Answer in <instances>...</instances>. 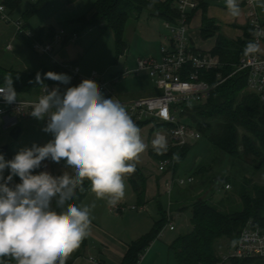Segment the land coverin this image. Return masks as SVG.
<instances>
[{"label":"trees","instance_id":"obj_1","mask_svg":"<svg viewBox=\"0 0 264 264\" xmlns=\"http://www.w3.org/2000/svg\"><path fill=\"white\" fill-rule=\"evenodd\" d=\"M78 0H68L74 3ZM4 5L14 9L20 0H2ZM49 0H40L37 8L47 4ZM177 0H96L91 13L78 20L79 35L81 31L99 29L101 33L112 31L116 39V49L119 56L127 49L124 39V32L128 20L132 14L140 17L144 10H148L151 17L161 18L165 22H175L179 17L176 6ZM205 8V7H204ZM201 35L204 40L216 37V46L212 55L219 57L223 64L221 70L223 76L231 75L240 60L250 49L253 43L255 29L248 24L244 28V38L236 41L229 40L219 34V26L203 11ZM33 11L28 12L29 16ZM194 13L190 15V19ZM261 22V21H260ZM264 28V24L261 23ZM33 37L42 42L44 38H51L55 32L47 35L44 29H31ZM21 41L33 49V38L25 34L18 35ZM77 64V62H71ZM61 74V68L55 65L52 69L43 68L40 71L42 84L36 82V74L4 69L0 67V85L4 83L6 74L13 76V87L18 94H30L35 89L46 85L60 83L46 79L47 72ZM218 71L206 75L205 79L210 83H216ZM248 71L235 74L223 84L217 86L210 98L204 103L190 105L186 109V117L205 137L211 145V150L202 163L195 164L194 182L200 178L197 190H194V198L188 205H183L179 210L191 208L193 216L191 219L192 229L186 234L178 237L171 245L177 264H219L223 261L216 250V244L226 238L235 243L240 234L247 226L259 228L264 233V185L255 183V177L262 175L264 170V107L258 95L248 92ZM188 113V114H187ZM152 120L138 124L141 129L144 125L151 124ZM166 125L157 124L152 133L165 129ZM191 150V146L172 147L167 150L149 149V156L156 161H163L168 158L176 159V165L172 171L175 177L178 167L185 161ZM7 153L0 154L6 159ZM230 163H225V161ZM229 165L230 176H225L226 186L230 185L231 190H226L221 200L214 204L216 194L222 190L221 184L225 178L223 170ZM236 168V173H234ZM234 170V171H233ZM9 170L5 169L4 176L7 177ZM233 176V178H232ZM136 195L138 207L146 205L147 178L143 171L136 167V171L126 175ZM18 183V182H17ZM206 184L214 185L210 200L204 198L203 190ZM235 187V189H234ZM85 191L77 192L76 197L70 201L77 206L90 194V183L85 181ZM172 193V192H171ZM161 220L156 222L152 231L141 239L133 242L126 253L122 264H139L141 257L149 249L151 244L157 240L160 233L168 224L167 212L162 208ZM264 259H231L230 264H248ZM68 258L66 264H73ZM0 264H15L11 257L0 258Z\"/></svg>","mask_w":264,"mask_h":264},{"label":"clouds","instance_id":"obj_2","mask_svg":"<svg viewBox=\"0 0 264 264\" xmlns=\"http://www.w3.org/2000/svg\"><path fill=\"white\" fill-rule=\"evenodd\" d=\"M225 3L232 16L240 14L237 0ZM44 76L63 84L71 80L51 71ZM36 82L43 83L40 73ZM0 98L8 104L17 100L11 73L0 86ZM30 114L47 120L42 131L53 139L43 146L22 148L11 160L0 154V258L11 257L15 264H66L92 226L90 208L70 201L78 191H85L88 181L96 199L115 207L125 196V175L136 171L147 146L127 110L103 96L91 79L68 87L63 94L59 88L47 90ZM153 147L163 148L162 139L154 140ZM45 160L64 161L71 172L34 174ZM5 169L9 170L7 177ZM13 177L20 182L12 184Z\"/></svg>","mask_w":264,"mask_h":264},{"label":"rangeland","instance_id":"obj_3","mask_svg":"<svg viewBox=\"0 0 264 264\" xmlns=\"http://www.w3.org/2000/svg\"><path fill=\"white\" fill-rule=\"evenodd\" d=\"M0 1L2 2V0ZM39 2L40 0H20L14 9L3 4L6 9L5 16L8 18L7 21H4L0 14V67L37 75L43 68L52 69L55 66L52 59L53 57L56 59V62L60 64L63 62H77L84 76H89L92 72H96L107 81H111L114 76L126 70L132 71V74L126 78H122L117 85L114 86L115 93L123 100L150 97L158 94L159 91L148 71H141L140 73L134 72L138 66L137 62L139 60H146L149 58L160 59L162 48L170 47V43L165 40V37L169 36V32L165 28L164 20L151 17L148 10H144L140 17L132 14L124 32V39L128 49L121 56L117 53L114 33L112 31L101 33L99 29L81 31L78 41L62 44L63 46L56 45L51 54L52 56L40 55L21 41V38L18 36V30L15 27L16 23H19L28 32H31V29H44L46 35L49 32L59 33L61 30H65L68 34H71L78 31L80 28L78 20L91 13L96 0H78L74 3H69L68 0H49L47 4L36 10V5L39 4ZM223 6H226V3H223ZM256 10L261 23L264 24V0H260L256 3ZM30 11H33V13L26 17L25 15ZM247 12V8L242 9L239 18L243 17L244 14L247 16ZM214 43L215 39H211L207 42V44ZM9 45H11V49L8 48ZM263 52L264 43H262L260 47V53L262 54ZM247 91L250 92L248 88ZM35 94V92L32 94H18L17 98L29 100L35 98ZM196 104L198 103L192 101L185 104L184 109H187L190 105ZM178 115V119L180 117L181 121L190 124L186 114L180 112V108ZM46 122V119L41 121L36 118L21 120L18 126L22 130V135L17 140L11 137L12 130H5L0 122V149L3 147L9 148L8 156L5 160H11L22 148H30L33 144L43 146L52 140V134L42 131L46 126ZM152 127L151 124H147L141 128V137L147 147L145 151L140 154L136 167L143 169V173L147 178L146 195L149 203L148 211L142 210V212H138L146 214L151 213L154 219L159 222L162 218L161 207L166 212H168L169 209L174 211L175 218L172 221V225L176 230L171 231L169 225L164 228L160 239L153 246L156 247V250L160 251V258H155V261H152L153 263L150 262V264H177L173 252L170 251V245L178 237L186 235L191 231V219L193 216L191 208L182 211L179 209L183 205L190 204L191 200L195 197L193 191L197 190L200 178H197V182L193 183H188V179L193 176L195 172V164L200 165V163L207 158L211 150V145L205 137L193 143L188 156L178 167L176 175L173 177L174 174L168 168L166 171L161 172L159 170L160 162L149 156V149L152 148V141L154 138ZM226 160L225 163L231 164V161L228 162V159ZM225 168L222 175L224 177L230 176L229 165H226ZM234 170V173H236V168H234ZM40 171H48L52 175L58 176L61 175L63 171L71 172V169H66L64 161L57 164L51 160H45L42 162L41 168L36 169L34 174H38ZM262 173V175L254 178L255 183L264 185V170ZM171 177L174 178L173 180L178 184H175L176 187L172 188V193L167 194L166 183L171 182ZM226 177L223 179L220 187L222 190H220L214 198V204H217L226 193L225 181L229 179V177L228 179ZM180 180H186L187 183L185 185H180ZM17 182H20L19 177H13L12 184ZM124 182L126 186L124 198L130 202L131 199L129 198L133 194V191L126 175L124 177ZM226 183L228 182L226 181ZM213 186L210 184L204 186V198L210 200L214 190ZM159 197L161 203L157 201ZM132 201H134V204L128 203L127 207L131 208V206H138L137 199ZM93 203L95 204L94 208L91 207ZM99 204H106L107 212L106 207H102ZM81 206H88L90 208L91 217H95L96 220L99 219L100 214L101 219H104L103 225H105V229L107 228L115 241L123 243L124 245L133 243L132 240L135 239V235L131 234L132 230L130 227L136 224L134 215H137L138 212L126 210L123 215L117 216L116 213L112 212V207L108 205L106 200L96 199L91 191L89 197L83 201V205ZM177 210L181 211L178 217L176 213ZM94 238L93 236L85 238L79 249L72 253L69 258L74 261L73 264H90L87 260L89 258L95 259L98 263L102 259V242H104V244L106 242L110 245L109 239L106 240V238H104L98 240L96 237ZM234 247L235 242L226 238L220 240L216 244V250L221 255L222 259L228 257L233 252ZM147 251L144 253V257L140 264L143 263L144 258L148 255ZM107 264L121 263L115 259L113 262L107 261ZM227 264L230 263L227 262ZM248 264H264V260L254 261Z\"/></svg>","mask_w":264,"mask_h":264},{"label":"built area","instance_id":"obj_4","mask_svg":"<svg viewBox=\"0 0 264 264\" xmlns=\"http://www.w3.org/2000/svg\"><path fill=\"white\" fill-rule=\"evenodd\" d=\"M258 1L260 0H237L240 8L248 9L247 19L249 24L255 29L252 43L254 48L246 51L235 71L227 77L223 76L221 72L223 64L219 57L212 55V53L199 51L191 43L190 12L197 9L198 3L193 0H177L176 6L179 17L173 23L165 22V28L169 32L167 41L170 43V47L162 48L160 59L139 60L134 72L148 71L159 91L158 94L151 97L123 100L115 93L114 86L117 85L119 80L132 74V71L126 70L114 76L111 81H107L96 72H92L89 76H84L78 65L62 63L59 64L61 74L71 77L68 84L60 82L47 85L37 97L29 100L17 98L16 102L12 104H8L0 98V122L2 127L5 130H12L19 125L21 120L33 119L34 117L30 113L34 105L39 102V99L47 94V90L51 91L59 88L61 94H63L68 87L78 86L82 80L91 79L97 82L103 96L111 97L118 101L137 125L149 120L153 121L151 122L152 129L157 124L166 125L165 129L154 132L153 141L161 138L164 144L161 150L191 146L201 140L202 135L194 126L184 123L180 117V120L178 119L179 108L180 112L184 114L186 112V109H184L185 104L192 101L197 103L206 102L217 86L223 84L235 74L248 71V89L251 93L259 96L264 107V55L260 53V47L264 43V28L256 10ZM5 10L3 3L0 1L2 20L7 21L8 17L5 16ZM15 27L18 30V35L25 34L33 38V49L40 55H51L56 45L74 43L80 39V35L76 32L68 34L65 30H61L59 33H55L53 37L40 42L33 37V33L26 31L19 23H16ZM8 48L11 49V45ZM213 71H218L215 84L205 79V76ZM153 141L152 148L155 149ZM175 165V157L168 158L160 161L159 170L164 172L168 168L173 171ZM193 182L194 178L190 177L188 183ZM186 183V180L179 181L180 185H185ZM230 189V185H227L226 190ZM171 192L172 187H170L169 194ZM131 209L136 210L137 207L133 206ZM126 210L123 206L112 207V212L114 213H123ZM167 218V225H169L171 231H174L175 227L172 225V221L175 218V214L170 209L167 212ZM143 257L144 255L141 257L140 262ZM253 258L264 259V233L259 228L249 225L240 234L233 252L228 257H224L219 264H227L231 259Z\"/></svg>","mask_w":264,"mask_h":264},{"label":"crops","instance_id":"obj_5","mask_svg":"<svg viewBox=\"0 0 264 264\" xmlns=\"http://www.w3.org/2000/svg\"><path fill=\"white\" fill-rule=\"evenodd\" d=\"M161 1H166V0H161ZM193 1L198 3V7L194 11L190 12V15L192 13H194L190 19V23H191L190 24V38H191L192 45L197 50L205 52V53H212V50L216 46V42H217L216 37L210 38L208 40H204L202 38L201 29H202L204 9L207 10L208 17L210 19H213L216 22V25L219 26V28H220V31L218 32L219 34L225 36L229 40H234V41L244 38V28L249 24V21L247 19L246 14H244L243 17H240V18H239V15L235 16V17L232 16L230 14L228 8H226V6H223V3H225V0H223L224 2L220 1V0H193ZM242 9H244V8H240V11ZM46 39L47 38H44V40H46ZM211 39H215V43L214 44H207V42ZM165 40H167V37H165ZM262 54L264 55V52ZM50 56H52V55H50ZM52 59H53L55 65L59 66L60 63L56 62L55 58L52 57ZM63 63H71V62H63ZM76 65L79 66L78 63ZM44 87H42L40 89H35L30 94L35 92L36 93L35 95L37 97L41 93V91L43 90ZM37 91H38V93H37ZM21 135H22V132H21ZM141 170L143 171V169H141ZM173 179L174 178L171 179V182L166 183V189H167L166 193L167 194H169L170 187H172V188L176 187L175 184H178ZM0 182H2V181H0ZM128 182H129V180H128ZM132 191H133V189H132ZM88 197H89V195H88ZM129 199H131L130 202H128L125 198H123V200L120 203H118L117 206H123L124 208H126L127 210H130L131 212H133V211L134 212H138V211L142 212V210L148 211V203L149 202L147 199V195H146V205H144L142 207L135 206V207H137L136 210H132L131 208L127 207L128 203L134 204V201H132V200L137 199L134 191H133V194L130 196ZM157 201H158V203H161L160 197L157 199ZM82 205H83V203H82ZM99 205H101L102 207H106V204H99ZM131 207H133V206H131ZM170 211L172 213H174V211L172 209H170ZM106 212H107V207H106ZM180 212L181 211H178V210L176 211L177 217L179 216ZM123 214H124V212L123 213H116L117 216H120ZM134 216H135L134 220H135L136 224H134L130 227V229L132 230L131 234L135 235V239H133L132 242H134L135 240L137 241V240L141 239L142 237L146 236L147 234H149L152 231V229L154 228L153 226H155V224L157 222V220L154 219V217L152 216L151 213L146 214V213H139L138 212V214L134 215ZM94 218L95 217L92 218V226H91V232H90L89 237L93 236V238L96 237L98 240L104 239V238H106V240L109 239L110 245H108L106 242H105V244H104V242H102L103 243L102 244V251H101L102 259L97 263V261L95 259L89 258V259H87L88 262L90 264H107V261L113 262V261H115V259H117L118 262L122 264L123 260L126 256V253L128 251V248L131 244L130 245L129 244L124 245L123 243L115 241V239L111 236V233L107 230V228L105 229V225H103L104 219H101L100 214H99L98 220H96V218L95 219ZM160 237H158L157 240L151 244V246L149 247L150 249H148V252H147L148 255L144 258L143 263H141V264H150V262L153 263L152 261H155V258H160V254H159L160 251L156 250L155 249L156 247H153L155 245V243L160 239ZM114 248H115V251H114Z\"/></svg>","mask_w":264,"mask_h":264},{"label":"water","instance_id":"obj_6","mask_svg":"<svg viewBox=\"0 0 264 264\" xmlns=\"http://www.w3.org/2000/svg\"><path fill=\"white\" fill-rule=\"evenodd\" d=\"M21 132H22L21 128L19 126H17L16 128L12 129V131H11V137L14 140H17L20 137ZM1 150L5 154V153H7V151L9 150V148L8 147H3Z\"/></svg>","mask_w":264,"mask_h":264}]
</instances>
